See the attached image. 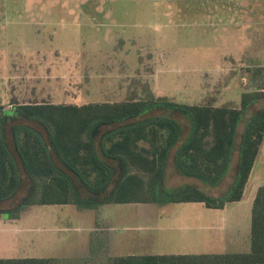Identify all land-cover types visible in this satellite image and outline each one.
Listing matches in <instances>:
<instances>
[{"label":"rangeland","instance_id":"1","mask_svg":"<svg viewBox=\"0 0 264 264\" xmlns=\"http://www.w3.org/2000/svg\"><path fill=\"white\" fill-rule=\"evenodd\" d=\"M43 1L56 0H0L2 109L22 104L79 107L127 101L238 108L242 93L264 90V70L252 72L243 69V65L260 62L264 57L256 56L259 53L254 50V55L236 60L237 56H230L235 51L224 45L228 42V26L203 25L201 18L206 9L203 6L197 8L195 2L179 7L165 4V0H95L98 1L95 2L97 9L113 19L110 18L109 26L92 40L98 46L108 47L110 54L106 59L102 58L105 62L93 64L94 74L90 73L98 76L105 71L107 80L59 79V87L52 89L37 86L39 82L24 87L25 82H19L18 75V80L9 81L12 87L3 86L6 82L1 77L9 74L12 67L8 62L20 60L21 55L26 58L40 44L36 28L46 11L40 4ZM219 37L223 45H217ZM114 47L117 51L112 53ZM74 66L85 69L81 64ZM86 69L77 74L91 76ZM68 84L81 86L67 87ZM154 115L164 117L168 113L160 108L145 116ZM13 123L23 124L18 118L2 127L11 147H14L9 140ZM27 126L42 136L46 135L37 122L30 121ZM161 133L166 135L165 131ZM157 143L162 145L163 138ZM139 147H149V143L139 142ZM258 153L264 156L263 145ZM51 157L59 170L68 173L53 151ZM108 164L115 167L116 177L122 173L120 168L124 170L127 167L123 160L117 159L109 160ZM17 169L18 190L11 198L0 202V258L38 257L48 258L57 264H107L109 258L120 255L218 252L210 240L206 247L203 239L211 232L200 226L218 224V221L222 225V214L204 208L203 203H169L165 206L96 203L87 209L84 208L85 200L93 196L86 188L79 187L78 179L69 173L78 198H82L79 205H36L32 200L37 197L39 184L28 178L21 164ZM263 172L264 163H258L253 177L260 178ZM156 177H144L150 189ZM88 178L92 180L93 175L89 173ZM162 178L165 187L187 182L176 174L172 155L164 164ZM230 183L228 180L219 192L210 193V196H220ZM68 197L76 199L72 188ZM101 199L99 196L98 200ZM7 214L16 218L10 219ZM233 227L234 224L228 223L227 228ZM240 235L239 249L229 252H244L243 241L246 242L247 236H243L242 227Z\"/></svg>","mask_w":264,"mask_h":264},{"label":"trees","instance_id":"2","mask_svg":"<svg viewBox=\"0 0 264 264\" xmlns=\"http://www.w3.org/2000/svg\"><path fill=\"white\" fill-rule=\"evenodd\" d=\"M263 101L264 90H260L242 93L238 108L166 101L79 107L22 104L10 112L0 106V202L18 190L17 167L21 164L28 178L39 184L32 200L36 205H79L82 198H78L70 173L93 196L85 200L87 209L96 203H203L206 208L221 209L242 198L264 140ZM160 108L168 115L145 116ZM18 118L23 124L10 127L11 147L2 127ZM30 121L41 124L46 135L28 127ZM161 138L163 144L158 145ZM139 142H147L149 147H139ZM52 151L68 173L55 166ZM171 155L176 174L187 182L165 187L163 169ZM114 159L127 166L120 168L117 177L115 167L108 164ZM150 175L157 176L151 189L144 179ZM228 180L231 183L220 196H210ZM70 188L75 200L68 197ZM14 216L7 214L10 219ZM250 225L247 253L130 254L112 256L107 264H264V186L257 189L253 200ZM0 264L57 263L25 257L0 258Z\"/></svg>","mask_w":264,"mask_h":264},{"label":"crops","instance_id":"3","mask_svg":"<svg viewBox=\"0 0 264 264\" xmlns=\"http://www.w3.org/2000/svg\"><path fill=\"white\" fill-rule=\"evenodd\" d=\"M156 1L160 0H151V2ZM95 2L98 1L56 0L41 2L40 4L43 8H46V11L39 19L36 28V34L40 37V44L26 58L21 55L20 60L16 59L8 62L12 67L8 70L9 74L1 77V80L6 82L3 86L12 87L13 84L9 81L18 80V75L20 78L18 81L25 82L23 83L24 87L33 86L32 82H39L36 83L37 86L52 89L59 87L57 86V80L59 79L66 81L67 79L74 80L82 77L84 80H107V74H104L105 71L98 76L92 75L94 74L92 65L105 62L102 58L105 57L106 59L110 54V50L108 47L98 46L97 42L92 40L98 35L99 31L109 26L111 22L108 21L113 18L105 16L102 11L98 10ZM163 2L179 7L190 3H196L197 8L205 7L206 11L201 18L202 24L229 27V30H226L228 32V42L224 45H228V48L235 51L236 55L231 52L230 56H237L236 60H241L245 55H254V50L259 53L256 56L264 57V0H165ZM61 13L64 16L60 15ZM78 14L80 15L78 16ZM217 40H220L217 45H223L220 37ZM115 50L116 47L112 48V53ZM76 64H81L85 69L87 68L86 71L89 73L92 71L91 76H79L77 73L84 72L85 69L76 68L74 66ZM243 67V69L264 70V59L260 62L247 63ZM116 78L123 80L120 76ZM66 86L79 87L81 85L68 84ZM262 145L264 146V140ZM258 163H264V156L259 153L240 201L226 203L221 209L204 207L209 210L220 211V214H222L220 220L223 222L222 225L218 221V224L200 226L201 229L206 228L211 232L209 237L202 239L203 241L206 240V247L209 244L207 242L210 240V244H213L211 246L218 250L217 253H247L250 250L252 203L257 189L264 185V181L260 182L264 179V172L260 178L253 177L254 169ZM156 205L165 206L166 204ZM228 223L234 224L233 229L227 228ZM240 227H242L243 236H247L246 242L243 241V244H245L244 252H229L240 247ZM109 247L112 248V245L109 244Z\"/></svg>","mask_w":264,"mask_h":264}]
</instances>
